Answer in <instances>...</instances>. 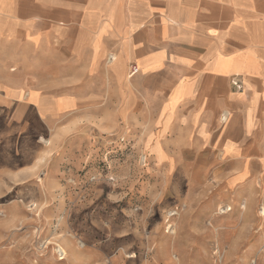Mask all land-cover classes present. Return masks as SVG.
I'll use <instances>...</instances> for the list:
<instances>
[{
    "label": "rangeland",
    "instance_id": "374dc122",
    "mask_svg": "<svg viewBox=\"0 0 264 264\" xmlns=\"http://www.w3.org/2000/svg\"><path fill=\"white\" fill-rule=\"evenodd\" d=\"M134 78L156 102L157 78ZM45 80L50 96L76 91L86 103L51 126L0 109V264H264V168L253 185L254 175L229 185L232 165L174 157L171 137L160 158L156 128L119 115L114 79ZM99 84L93 104L86 91Z\"/></svg>",
    "mask_w": 264,
    "mask_h": 264
},
{
    "label": "crops",
    "instance_id": "0c3cea01",
    "mask_svg": "<svg viewBox=\"0 0 264 264\" xmlns=\"http://www.w3.org/2000/svg\"><path fill=\"white\" fill-rule=\"evenodd\" d=\"M89 77L123 86L119 115L156 128L160 138L149 148L158 157L171 137L174 157L187 150L232 165L229 185L259 180L264 0H0L1 110L17 106L51 126L56 114L86 102L76 91L50 96L58 91L43 89L45 79ZM147 77L160 83L156 102L128 81ZM96 87L86 89L93 104L104 90Z\"/></svg>",
    "mask_w": 264,
    "mask_h": 264
},
{
    "label": "built area",
    "instance_id": "2783aa9c",
    "mask_svg": "<svg viewBox=\"0 0 264 264\" xmlns=\"http://www.w3.org/2000/svg\"><path fill=\"white\" fill-rule=\"evenodd\" d=\"M113 56L109 57V60H112ZM234 85L238 87V89L242 88L241 82L238 80H234L233 81ZM228 211H230L229 207H223L222 211H220L221 214L227 213Z\"/></svg>",
    "mask_w": 264,
    "mask_h": 264
},
{
    "label": "bare ground",
    "instance_id": "6f19581e",
    "mask_svg": "<svg viewBox=\"0 0 264 264\" xmlns=\"http://www.w3.org/2000/svg\"><path fill=\"white\" fill-rule=\"evenodd\" d=\"M222 209H223V208H222ZM222 209H221V210H222ZM229 209L231 210V207H230V206H229ZM221 210H220V211H221ZM262 211H263V210H262ZM60 248H61V247H60ZM61 250H63V251H62L63 253L65 252L64 249L61 248ZM60 252H61V251H60ZM62 258H64V256H63Z\"/></svg>",
    "mask_w": 264,
    "mask_h": 264
}]
</instances>
